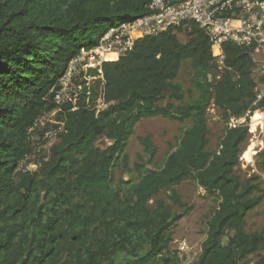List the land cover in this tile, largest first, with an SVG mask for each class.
Returning <instances> with one entry per match:
<instances>
[{"label":"trees","instance_id":"trees-1","mask_svg":"<svg viewBox=\"0 0 264 264\" xmlns=\"http://www.w3.org/2000/svg\"><path fill=\"white\" fill-rule=\"evenodd\" d=\"M145 13V0H0V264H177L168 229L189 207L173 186L189 179L218 199L194 264H246L264 251V234L248 232L245 221L262 199L255 194L258 176L237 173L248 126H226L210 152L205 120L210 103L227 123L264 109L251 48L224 41L218 68L211 40L196 23L136 39L117 60L104 61L96 82L105 107L97 111L95 97L75 110L64 104V113H56L64 132L47 158L34 170L22 166L32 151L28 136L55 108L53 95L70 61L97 46L110 26ZM186 59L197 99L159 105L165 93L182 101L175 79ZM214 70L218 78L210 81ZM154 116L191 123L160 168L114 183L113 169L127 159L134 126ZM101 138L110 141L104 149L96 145ZM139 142L152 159L151 137ZM161 192L183 211L171 213L156 199ZM255 264H264V255Z\"/></svg>","mask_w":264,"mask_h":264},{"label":"rangeland","instance_id":"rangeland-1","mask_svg":"<svg viewBox=\"0 0 264 264\" xmlns=\"http://www.w3.org/2000/svg\"><path fill=\"white\" fill-rule=\"evenodd\" d=\"M183 32L178 33V38L181 41L186 39ZM218 66H221V64ZM213 75L217 78V70H214L213 74L210 73V81L213 80ZM192 76L193 70L190 60L186 59L182 61L179 73L175 79L184 92L182 101L169 99L168 94L165 93L158 104L165 105L167 102H171L174 106H179L182 103H191L195 101L198 97V92L192 86ZM253 77L257 83V89H259L261 84L264 83V77L258 70H254ZM75 80H78L76 75ZM100 87L101 83L95 81L93 85L94 90L90 94V98L95 97L93 104L96 109L103 108L102 103L96 100ZM51 118H53V115L48 114L45 119H42L44 125L42 126V124L38 122L36 130L28 136L32 151L27 156L26 161L23 162L22 166L26 169H35L39 161L47 158L51 145L56 142V138L51 132L53 127H51L48 121ZM258 118L259 114L257 117H253L252 122H248V137L240 147V163L237 168V173L241 177H249L252 174L258 176L259 189L255 194L256 196H261L262 199L260 203L248 213L245 221L246 230L248 232L257 231L264 234V172L261 170L264 156L259 155L261 151H264V129H260L256 123ZM205 120L208 127L207 149L210 152H214L218 148V139L223 134L226 126L230 124V120L228 123L225 122L220 111L211 103L206 108ZM190 123V120L178 122L162 116L148 117L137 122L125 146L124 154L127 156L126 161L124 162L119 159L113 169L114 183L121 181H128L131 183L138 179L142 169L160 168L168 153L174 149L182 129ZM49 127L51 128L49 129ZM145 135L151 137V141L156 147V153L152 159L143 152L142 145L139 142V137ZM109 144L110 141L106 138H101L96 142V145L101 149H104ZM173 188L180 196V199L187 204L189 209L182 218L168 229V234L171 238L169 249L178 256L179 261L177 264H194L200 253L201 243L206 237V222L217 207L218 199L215 195L207 194L193 179L174 185ZM158 198L165 201L171 213L182 212L184 209L174 204L167 197L166 192H161L156 195V199ZM153 200L154 199H151L150 202H153ZM261 255H264V251H258L248 256L244 262L246 264H255Z\"/></svg>","mask_w":264,"mask_h":264},{"label":"built area","instance_id":"built-area-1","mask_svg":"<svg viewBox=\"0 0 264 264\" xmlns=\"http://www.w3.org/2000/svg\"><path fill=\"white\" fill-rule=\"evenodd\" d=\"M145 7L147 13L110 27L97 46L90 50L82 49L70 61L53 95L55 108L40 116L35 125L39 122L43 126L42 119L48 114L53 115L48 121L57 141L58 135L64 132V120L56 118V113H64L63 105L66 103L70 104V110H75L81 100L89 105L93 85L97 79L102 78L101 65L104 61L117 60L136 39L171 27L183 28L192 22L208 34L212 55L218 65L222 66L223 61L221 44L224 41L233 42L251 48L254 70L260 71L264 77V0H145ZM256 91L259 100L264 96V83ZM96 100L105 107L102 84ZM258 114L256 123L263 130L264 109ZM253 116L246 113L241 117H231L229 125H248Z\"/></svg>","mask_w":264,"mask_h":264},{"label":"water","instance_id":"water-1","mask_svg":"<svg viewBox=\"0 0 264 264\" xmlns=\"http://www.w3.org/2000/svg\"><path fill=\"white\" fill-rule=\"evenodd\" d=\"M246 16V15H245Z\"/></svg>","mask_w":264,"mask_h":264}]
</instances>
